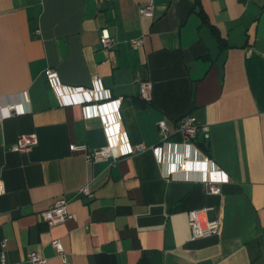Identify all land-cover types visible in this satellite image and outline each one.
<instances>
[{
    "label": "crops",
    "instance_id": "1",
    "mask_svg": "<svg viewBox=\"0 0 264 264\" xmlns=\"http://www.w3.org/2000/svg\"><path fill=\"white\" fill-rule=\"evenodd\" d=\"M147 1L0 0V102L23 108L0 118V264H30L31 250L51 264H264V0H152V16L139 12ZM144 78L149 100L138 92ZM188 113L209 125L193 145L216 167L181 172L179 154L199 161L195 148H150L160 119L174 130ZM116 131L148 147L115 161L70 148L102 146ZM32 132L30 150L9 148ZM205 175L222 178L219 192L196 180ZM58 196L75 217L49 225L42 212ZM196 208L219 219L217 234L192 236Z\"/></svg>",
    "mask_w": 264,
    "mask_h": 264
},
{
    "label": "built area",
    "instance_id": "2",
    "mask_svg": "<svg viewBox=\"0 0 264 264\" xmlns=\"http://www.w3.org/2000/svg\"><path fill=\"white\" fill-rule=\"evenodd\" d=\"M154 10V4L152 0H148L144 2L139 7V12L142 15L152 16ZM100 40L103 46H110L114 42V38L109 34L106 28H102L100 30ZM143 42V37H135L130 39V43L132 46H138ZM46 78L49 84L56 88L58 86V72L55 68L47 67L45 70ZM138 92L139 96L143 99L149 100L151 98L152 93V82L149 79H140L138 82ZM86 108L90 107V104L85 105ZM0 118L10 116L12 114H18L23 111V108H20L17 103L14 101H6L0 102ZM95 111V110H94ZM96 112V111H95ZM119 124V120H118ZM159 132L161 134V143L157 145H152L150 148L157 152H160L167 145L176 144V145H186L190 147H194L193 140L201 134L205 140L209 138V125L205 122L199 120L194 114L188 113L181 116L174 130H171L165 119H160L157 122ZM103 126L108 132L110 131V121L104 120ZM172 133H178L182 142L175 143L170 141V135ZM38 138L36 133H21L17 140L9 145L11 150L17 151H27L32 148L34 144H36ZM146 146L143 142L131 143L128 139L123 136L119 132H113L110 134V140L108 143L93 148L88 149L84 144H76L72 143L70 148L72 150H84L85 157L90 161H98L102 159H109L115 161L121 156H125L128 154H132L143 149H146ZM196 149V148H195ZM198 154L193 153V156L198 155V159H193V157L187 153H180L177 158L176 166L181 171L184 172L188 170L189 164L191 162H201L206 166H214L216 164L202 151H198ZM161 153V152H160ZM159 154V153H158ZM162 160V156L159 157ZM195 158V157H194ZM168 179H186L191 178L192 176L187 175H178L176 172H169L165 174ZM195 179V178H194ZM202 181L208 188L210 192H219L220 188L218 186V182L222 181V178H213L210 176H203L196 178V180ZM223 179H226V174ZM79 191L85 196L91 195L90 188L87 185L81 186ZM68 199L65 196H58L50 206L42 212V216L47 221L49 225H53L55 223L61 222L67 218L75 217V214L68 209L67 206ZM203 209H191L187 213L188 225L193 237L200 236H208L211 234H217L220 230V221L217 218L213 219H205L201 216V212ZM5 243V240H3ZM51 245L57 250V252L62 257V260L66 263L67 256L63 248V244L58 237H54L51 239ZM27 260L30 264H51L47 257L43 255L38 250H31L27 254Z\"/></svg>",
    "mask_w": 264,
    "mask_h": 264
},
{
    "label": "trees",
    "instance_id": "3",
    "mask_svg": "<svg viewBox=\"0 0 264 264\" xmlns=\"http://www.w3.org/2000/svg\"><path fill=\"white\" fill-rule=\"evenodd\" d=\"M212 32L217 36L218 40H219L220 42H222V38H221V36L218 34V31L216 30V28L213 27V26H212Z\"/></svg>",
    "mask_w": 264,
    "mask_h": 264
}]
</instances>
